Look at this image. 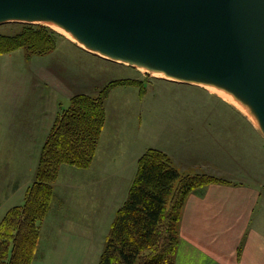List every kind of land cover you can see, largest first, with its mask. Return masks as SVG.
I'll use <instances>...</instances> for the list:
<instances>
[{
	"label": "rangeland",
	"instance_id": "1",
	"mask_svg": "<svg viewBox=\"0 0 264 264\" xmlns=\"http://www.w3.org/2000/svg\"><path fill=\"white\" fill-rule=\"evenodd\" d=\"M17 22L24 21L13 20L1 23L0 33L19 32L21 25ZM42 25L52 28L46 24ZM56 31L60 35L56 36V48L50 53L28 55L25 48H20L0 55L1 113L8 109L9 100L18 99L20 107L34 101L33 105L39 104L41 110L35 114L37 116H33L36 119L35 126L39 131L38 134L44 128L49 132L58 112L62 111L63 113L69 109L71 97L74 94L86 91L89 92L88 94H97L100 88L111 81L131 80L136 83L142 82L147 91L145 95L141 96V86L139 85L114 87L106 100L107 130L113 132L116 128H125L126 140L133 137L139 144L147 147L170 148L173 144L180 143L175 140L178 129L173 124V113L175 112L173 106L185 98L191 104L190 111H201L196 113L197 116L199 114L209 115L207 110L216 109L218 111L219 108L215 107L218 103L222 104V107L225 106L222 110L233 112L234 108L241 112L244 120L242 124L238 122L237 125L253 126L258 133L256 140L259 141L260 150L264 151L261 147V144L264 143V132L247 114L217 94L208 91L206 87L157 77L132 65L105 58L81 47L62 32ZM28 98L30 101L25 100ZM179 105L177 104V106ZM124 122L126 125L123 124ZM227 123L233 124V120L229 116ZM195 124L198 123L195 122ZM199 125L194 127L198 129ZM34 136L35 134L14 150L15 160L12 163L16 170L20 169L19 157L24 152H28L29 156L33 154L34 160L37 152L39 162L46 138L38 139L39 147L34 148L31 144V140H35ZM231 137L232 135L229 134L230 139H232ZM242 137L245 142L246 138H250V135L244 132ZM234 138L238 140L237 135ZM5 139L7 137L3 134L1 141ZM184 143L190 144L189 142ZM196 143H198L197 140ZM34 144L37 146L36 143ZM197 150L195 149L194 152ZM223 160L225 163V158ZM201 162H205V160ZM61 167V171L59 170L52 181L54 196L50 203V209L40 224L39 242L32 263L98 264L106 239L112 231L117 211L127 199L136 173L132 174L130 180H127L129 178H124L123 181L95 180L94 178L91 180L88 175L85 176L88 174L87 172H81L82 175L76 177L73 174L74 171L63 173ZM63 167L73 166L63 164ZM36 171L37 167L33 174L34 179ZM183 173L202 174L207 172L188 170ZM103 176L100 175V177ZM97 187L99 193L98 197H95ZM17 201L16 203L20 202V200ZM21 203H24V198ZM171 206H173V202L169 203V207ZM113 209H116V212H113ZM90 233L94 238L92 244L95 243L96 237L97 243L93 246L91 258L88 260H81V257L76 259L72 256L56 255V251L67 253L71 245L80 246L82 240L87 238L85 235Z\"/></svg>",
	"mask_w": 264,
	"mask_h": 264
},
{
	"label": "crops",
	"instance_id": "2",
	"mask_svg": "<svg viewBox=\"0 0 264 264\" xmlns=\"http://www.w3.org/2000/svg\"><path fill=\"white\" fill-rule=\"evenodd\" d=\"M17 100H9L8 109L0 112V222L10 208L22 204L27 188L34 181L33 174L38 164L37 152L35 160L33 154L29 156L28 152H24L19 157L20 169L16 170L12 163L15 160L14 150L34 134L35 140H31V144L34 148L39 147L37 140L47 138L52 127L49 132L44 128L38 134L33 116L41 111L39 104L34 106V101H31L20 107ZM25 100L30 101L29 98ZM177 104L173 106V124L178 129L175 140L180 143L164 148L147 147L133 137L126 140L125 128H116L113 132L107 130V116L90 167L65 168L62 165L63 173L74 171L73 174L79 177L81 172H87L85 176L88 175L91 180H130L137 172L140 156L147 149L163 150L182 172L205 171L222 179L200 185L187 195L177 226L174 264H264V151L260 150L256 140V129L249 125H237L238 122L242 124L243 114L234 108L233 112L222 110L225 106L220 103L215 105L218 111L207 110L209 115L198 116L196 113L201 111H190L191 104L185 98ZM228 116L233 124L227 123ZM195 122L200 124L198 129L194 127L198 125ZM123 124L126 125V122ZM244 132L250 135L245 142L242 137ZM3 134L7 139L1 141ZM235 135L238 140H235ZM261 147L264 150V143ZM195 149H198L197 152H194ZM96 190L95 197H98V187ZM17 200L20 202L16 203ZM85 236L87 238L80 246L71 245L67 253L55 250L56 255L88 260L97 237L92 244V233Z\"/></svg>",
	"mask_w": 264,
	"mask_h": 264
},
{
	"label": "trees",
	"instance_id": "3",
	"mask_svg": "<svg viewBox=\"0 0 264 264\" xmlns=\"http://www.w3.org/2000/svg\"><path fill=\"white\" fill-rule=\"evenodd\" d=\"M21 30L0 33V55L25 48L28 55L56 48V30L31 22H17ZM119 85L142 82L114 80L97 94L76 93L69 109L58 112L41 149L35 179L24 203L10 208L0 222V264H32L40 224L54 196L53 180L63 164L91 165L107 117L106 100ZM222 180L208 173L185 174L170 155L149 148L140 156L125 202L117 211L98 264H174L178 222L187 195L196 187ZM173 206L169 207V203Z\"/></svg>",
	"mask_w": 264,
	"mask_h": 264
},
{
	"label": "water",
	"instance_id": "4",
	"mask_svg": "<svg viewBox=\"0 0 264 264\" xmlns=\"http://www.w3.org/2000/svg\"><path fill=\"white\" fill-rule=\"evenodd\" d=\"M22 11L212 77L242 92L264 124V0H0V17Z\"/></svg>",
	"mask_w": 264,
	"mask_h": 264
},
{
	"label": "bare ground",
	"instance_id": "5",
	"mask_svg": "<svg viewBox=\"0 0 264 264\" xmlns=\"http://www.w3.org/2000/svg\"><path fill=\"white\" fill-rule=\"evenodd\" d=\"M13 20L46 24L62 32L81 47L91 52L97 53L105 58L132 65L143 72L150 73L157 77L188 82L203 86L204 88L206 87L208 91L217 94L227 102L234 105L237 109L247 114L250 119H252V121H254V123L264 132V124L256 108L250 103V101L244 96V94L212 77L176 69L167 65H163L156 60L148 58L146 56L129 51L118 50L110 45L99 43L92 38L75 32L65 23L50 18L42 12L22 11L17 13L4 14L0 17V23Z\"/></svg>",
	"mask_w": 264,
	"mask_h": 264
}]
</instances>
